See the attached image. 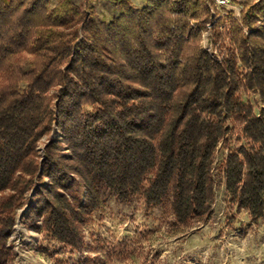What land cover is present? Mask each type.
Here are the masks:
<instances>
[{
	"label": "trees",
	"instance_id": "obj_1",
	"mask_svg": "<svg viewBox=\"0 0 264 264\" xmlns=\"http://www.w3.org/2000/svg\"><path fill=\"white\" fill-rule=\"evenodd\" d=\"M52 3L0 0V264L25 206L28 228L77 255L56 264H105L85 229L104 192L169 204L191 229L213 215L217 171L231 207L264 221V0L231 16V42L214 36L221 60L201 45L208 0Z\"/></svg>",
	"mask_w": 264,
	"mask_h": 264
},
{
	"label": "rangeland",
	"instance_id": "obj_2",
	"mask_svg": "<svg viewBox=\"0 0 264 264\" xmlns=\"http://www.w3.org/2000/svg\"><path fill=\"white\" fill-rule=\"evenodd\" d=\"M132 1L137 6L142 5V0ZM242 1L234 0L232 5L243 7L245 2L252 0ZM56 3L57 0H53L52 5ZM208 5L214 18L202 32L201 45L217 50V47L224 46L222 40H218V44L213 42L219 32H225V41L233 40L230 25L233 15L229 14L228 20L225 15L220 17L223 9L218 10L216 0H208ZM97 9L107 19L117 14L109 2L97 3ZM241 28L245 32L246 28ZM216 53L220 56L218 51ZM249 97L257 104L259 98L256 94ZM50 137L51 140H62L63 133L55 128ZM47 141L44 138L39 145L42 156ZM227 153V147L220 148L219 164ZM216 184L217 196L211 219L191 229L174 224L169 204L147 209L142 197L132 203H122L109 192H104L100 207L89 215L85 224L90 242L87 253L103 256L105 264H264V221L253 223L247 210L236 212L231 207L219 171L216 172ZM27 211L25 206L18 212L11 237L15 250L12 264H56L57 259L77 257L43 230L28 228L23 220Z\"/></svg>",
	"mask_w": 264,
	"mask_h": 264
},
{
	"label": "built area",
	"instance_id": "obj_3",
	"mask_svg": "<svg viewBox=\"0 0 264 264\" xmlns=\"http://www.w3.org/2000/svg\"><path fill=\"white\" fill-rule=\"evenodd\" d=\"M234 2V0H216V4L218 6V10H221L223 9V13L220 15L221 16H224L225 15V18L229 19V14H233V16L238 19V17L240 18V15H241V10H242V5L241 6H234L232 5V3ZM235 7V8H234ZM239 8V9H238ZM245 32L246 33H249V30L248 29H245ZM208 49V48H207ZM212 54H214L215 56L218 57L219 60H221L225 54V51L222 53V56H218L217 53H216V48L215 50L213 49H208Z\"/></svg>",
	"mask_w": 264,
	"mask_h": 264
},
{
	"label": "crops",
	"instance_id": "obj_4",
	"mask_svg": "<svg viewBox=\"0 0 264 264\" xmlns=\"http://www.w3.org/2000/svg\"><path fill=\"white\" fill-rule=\"evenodd\" d=\"M239 1H242V0H239ZM243 2V1H242Z\"/></svg>",
	"mask_w": 264,
	"mask_h": 264
}]
</instances>
